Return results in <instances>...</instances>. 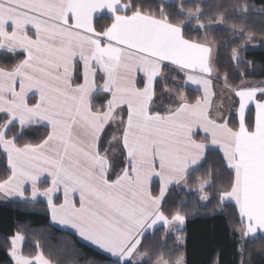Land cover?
<instances>
[{
	"label": "snow or ice",
	"instance_id": "1",
	"mask_svg": "<svg viewBox=\"0 0 264 264\" xmlns=\"http://www.w3.org/2000/svg\"><path fill=\"white\" fill-rule=\"evenodd\" d=\"M173 2L146 11L141 0H0V149L10 172L0 193L23 197L30 185L55 225L74 230L114 264H139L145 235L158 222L184 224L179 209L169 219L162 204L170 186L190 182L211 149L222 153L231 176L219 201L234 202L244 237L264 234V87L234 89L238 100L227 113L223 101L214 108L212 47L186 38L185 23L165 10ZM174 15L195 20L197 30L213 23L203 22L199 6ZM232 58L238 60L235 49ZM181 75L183 85L176 83ZM189 83L203 91L195 102L182 92ZM34 125L47 135L21 144ZM196 182L199 198L208 200L210 180ZM42 183L48 187L41 190ZM24 239L9 238L15 264H52L43 251L25 256Z\"/></svg>",
	"mask_w": 264,
	"mask_h": 264
},
{
	"label": "trees",
	"instance_id": "2",
	"mask_svg": "<svg viewBox=\"0 0 264 264\" xmlns=\"http://www.w3.org/2000/svg\"><path fill=\"white\" fill-rule=\"evenodd\" d=\"M141 2L146 11H157L161 6L160 0ZM245 3L249 5L247 13L235 6ZM181 6L185 13L199 6L204 13L203 22L212 21V26L207 31L197 30L195 20L174 15ZM165 10L173 14L175 21L185 23L186 38L211 45V80L216 93L214 108L223 101L222 111L228 109L236 99L226 88L239 86L245 78L262 81L260 87H264V0H203L200 4L174 0L165 6ZM221 18L223 23H217ZM233 49L237 51L238 60L232 58ZM22 58H10V62L15 63ZM4 63L5 59H0V65ZM183 79L181 75L176 83L181 84ZM182 92L189 102L201 97L200 91L188 87L182 88ZM164 103H169V100L165 98ZM234 111L233 122L236 120ZM47 131L44 126L34 125L26 130L20 143H39ZM120 151L117 147L114 156L117 170L123 167ZM7 175L6 157L0 152V181ZM200 179L211 182V187L205 189L209 199L204 205L199 203L196 191L192 190ZM230 179V170L224 167L222 155L217 150H209L204 166L191 174L190 182L184 187H171L162 204L169 218L178 209L181 211L185 216L182 228L167 232L163 227H157L146 233L140 248L146 260L140 264H154L161 258L175 261L183 254L185 264H264V236L241 240L234 204L222 205L219 201V193ZM153 187L158 192V182H154ZM16 233L25 238L20 249L25 256L33 257L38 251H43L52 264H114L112 258L81 242L75 234L53 226L48 207L41 200H15L0 204V264H14L8 251L11 248L9 238ZM179 237L182 244L178 243Z\"/></svg>",
	"mask_w": 264,
	"mask_h": 264
},
{
	"label": "crops",
	"instance_id": "3",
	"mask_svg": "<svg viewBox=\"0 0 264 264\" xmlns=\"http://www.w3.org/2000/svg\"><path fill=\"white\" fill-rule=\"evenodd\" d=\"M212 78V75H211V77H209V79H211ZM184 82H185V77H184ZM262 84V81H257V80H251V78H245V79H243V81L241 82V84L239 85V86H237V87H234V88H232V87H227L226 88V90H227V92L230 94V95H232L236 100H238V98H236L235 96H234V92H233V90L234 89H238V88H240V87H257V86H259L260 87V85ZM188 88H191V89H194V90H196L197 89V86L196 85H192V84H187L186 85ZM200 91V93H201V96L203 95V91H202V89L201 90H199ZM214 91V90H213ZM238 106V105H237ZM225 108V107H224ZM228 110V109H227ZM235 112V111H234ZM253 112H254V107H253ZM236 115V114H235ZM237 118V117H236ZM41 126H43V125H41ZM45 127V126H44ZM203 137H204V133L203 132H200V134H199V137L197 136L196 138L198 139V140H203ZM213 150H217V151H219L218 149H213ZM0 152L6 157V155L3 153V150L2 149H0ZM219 153L222 155V153L219 151ZM6 162H7V158H6ZM7 167H8V164H7ZM9 174H10V172H9ZM42 180H43V178H42ZM2 181V180H1ZM158 182V181H157ZM172 186H175V185H172ZM172 186H170V188L172 187ZM46 187H48V183H42L41 184V190H43L44 188H46ZM59 195V194H58ZM60 199L62 200V195L60 196ZM15 200H20V201H27V202H34V201H37V200H41V201H44L45 203H46V205H47V202H46V199L45 198H43V197H38L36 200H33L32 199V197H31V186L30 185H25V194H24V196L23 197H19V196H6V195H4L3 193H0V204H3V203H7V202H9V201H15ZM233 204H234V202H232ZM48 207V206H47ZM48 211H49V209H48ZM49 217H50V222H51V224L53 225V226H55V227H57V228H59V229H63V227L62 226H59V225H55L52 221H51V215H50V211H49ZM162 224V222H158L157 223V225H161ZM157 225H155L154 226V228L157 226ZM63 230H65V229H63ZM152 229H150V231H151ZM66 231H68V232H71V233H73V234H75L74 233V230H71V229H68V230H66ZM242 234V231H241V233H240V235ZM76 235V234H75ZM257 235H262V236H264V234H261V233H259V232H257V234H256V236ZM77 236V235H76ZM77 238L81 241V242H83V243H85L86 245H88V246H90V247H92V248H94V249H96V250H98L99 252H101V253H103V254H105L106 256H108L109 257V255L108 254H106V253H104L102 250H100L98 247H96L95 245H92L90 242H88V241H85V240H83L82 238H79L78 236H77ZM246 238V237H245ZM184 255V254H183ZM182 256V255H181ZM144 261V258H143V255L141 256V258H140V260H139V264L140 263H142Z\"/></svg>",
	"mask_w": 264,
	"mask_h": 264
},
{
	"label": "rangeland",
	"instance_id": "4",
	"mask_svg": "<svg viewBox=\"0 0 264 264\" xmlns=\"http://www.w3.org/2000/svg\"><path fill=\"white\" fill-rule=\"evenodd\" d=\"M190 1H192V2H196V3H198V4H200L203 0H190ZM212 59H213V52H212ZM212 61V60H211ZM251 80H253V79H251ZM184 84V79H183V82L181 83V85H183ZM185 87H187V86H185ZM224 112H226L227 111V108H225L224 110H223ZM175 186H185V184H180V185H175ZM173 187V186H172ZM198 187H199V185H198V183L194 186V188L192 189V190H194V191H196V195H197V197H198V199H199V203L201 204V205H204L205 204V202L207 201V200H201L199 197L203 194V193H201L200 191H198L197 189H198ZM186 189V188H185ZM169 219H171V217L169 218ZM182 226L183 225H178V224H172V225H170L169 227H165V226H163V223L161 224V225H157L155 228H153L151 231H153L154 229H156L157 227H163L164 228V230H166L167 232H174L175 230L174 229H180V228H182ZM150 230L148 231V232H151ZM240 233H241V231H240ZM14 236V235H13ZM12 237V236H11ZM240 239L241 240H244L245 239V237L241 234L240 235ZM182 238H180L179 237V239H178V243L179 244H182ZM11 244V243H10ZM22 245V244H21ZM21 245L19 246L20 247V249H21ZM11 249H12V245H11V248L9 249V251H8V254H9V257L11 258V260L13 261V263L15 264V261H14V259H13V257L10 255V252H11ZM143 255V254H142ZM34 257V256H33ZM180 257H182L183 258V260H184V264H185V257H184V255H182V256H180ZM180 257H178V258H180ZM143 258H144V261L146 260V256L145 255H143ZM177 258V259H178ZM143 261V262H144ZM159 261V260H158ZM157 261V262H158ZM157 262H155L154 264H157Z\"/></svg>",
	"mask_w": 264,
	"mask_h": 264
}]
</instances>
